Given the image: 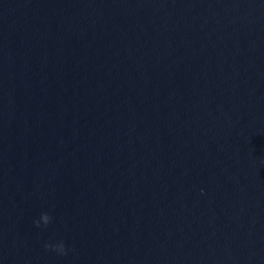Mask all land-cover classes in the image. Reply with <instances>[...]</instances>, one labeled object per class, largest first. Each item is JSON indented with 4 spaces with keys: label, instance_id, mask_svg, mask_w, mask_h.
<instances>
[{
    "label": "water",
    "instance_id": "95a60500",
    "mask_svg": "<svg viewBox=\"0 0 264 264\" xmlns=\"http://www.w3.org/2000/svg\"><path fill=\"white\" fill-rule=\"evenodd\" d=\"M0 264H264V0H0Z\"/></svg>",
    "mask_w": 264,
    "mask_h": 264
},
{
    "label": "clouds",
    "instance_id": "9594fccd",
    "mask_svg": "<svg viewBox=\"0 0 264 264\" xmlns=\"http://www.w3.org/2000/svg\"><path fill=\"white\" fill-rule=\"evenodd\" d=\"M42 219L45 222V226H47L51 220V217L48 214L44 213V214H42ZM35 224L37 227H40V224L38 221H36ZM45 249L57 252L60 255H66L67 254L65 244L63 241H60L59 243H56V244H51V243L45 244Z\"/></svg>",
    "mask_w": 264,
    "mask_h": 264
}]
</instances>
